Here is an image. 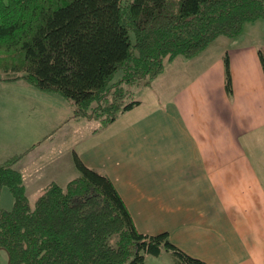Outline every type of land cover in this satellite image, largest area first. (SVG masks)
<instances>
[{"label":"trees","instance_id":"16d2710c","mask_svg":"<svg viewBox=\"0 0 264 264\" xmlns=\"http://www.w3.org/2000/svg\"><path fill=\"white\" fill-rule=\"evenodd\" d=\"M264 19V0H0V71L42 92L57 93L73 116L107 127L132 110L133 87H148L164 62L192 58L215 39ZM264 75V53L258 50ZM226 92L231 94L227 55ZM117 71L119 80L113 81ZM18 158L0 163V250L6 264H144L168 253L170 264H207L166 232L139 233L107 175L73 152L77 176L48 184L31 204Z\"/></svg>","mask_w":264,"mask_h":264},{"label":"crops","instance_id":"0c3cea01","mask_svg":"<svg viewBox=\"0 0 264 264\" xmlns=\"http://www.w3.org/2000/svg\"><path fill=\"white\" fill-rule=\"evenodd\" d=\"M231 40L215 39L212 53L213 42L197 56L166 61V82L163 67L140 104L107 126L121 120L118 130L96 143H73L64 157L50 145L46 154L29 150L13 168L22 173L38 161L45 178L34 192L23 181L28 199L52 182L75 178V152L108 176L139 233L166 232L172 244L207 264H264V75L258 56L264 41L239 46ZM152 88L162 92L150 100ZM64 165L62 173L58 166ZM165 254L147 256L144 264H170Z\"/></svg>","mask_w":264,"mask_h":264},{"label":"rangeland","instance_id":"374dc122","mask_svg":"<svg viewBox=\"0 0 264 264\" xmlns=\"http://www.w3.org/2000/svg\"><path fill=\"white\" fill-rule=\"evenodd\" d=\"M240 33L238 40L236 37L230 38L232 42L236 41L232 45L242 46L251 41H264V19L244 25ZM224 42L227 41L224 40ZM215 50L216 42H213L207 53H212ZM164 64L162 79L166 82L167 62L165 61ZM195 66H201L199 60ZM121 76L122 72L117 71L113 76V81L119 80ZM5 78L0 71V163H4L11 157H16L18 158L17 161H20L32 149L40 150L42 148L43 154H46L48 151L45 152L43 148L47 145L54 149L56 155L60 152L58 156L64 157L66 154L64 149L66 147L70 148L71 144L74 143L73 146L77 148L79 144L92 145L93 142L96 143L99 139H102L106 132L112 134L119 128L121 120H118L110 128H105L101 127L99 122L95 120L75 118L72 116V103L59 94L42 92L25 81L5 80ZM158 90L159 93L162 92V88L148 89L147 97L150 100L156 98ZM131 91L133 100L142 101L145 98V87H133ZM73 117L78 119L79 122L74 120ZM38 165L37 161L34 163L35 168L31 170L25 169L26 171H22L23 174L21 173L23 181L27 183L33 192L44 179H40V182L35 187L37 180L40 177L45 178L42 176L44 174L43 168L39 169ZM48 167L51 168L52 164ZM34 170H36V173ZM58 170L65 173L67 166H58ZM58 170L55 168L53 173L57 174L59 178H63ZM51 172L48 171L47 174H51ZM41 191L35 197H29L31 204L34 203ZM12 205L13 197L9 189L7 187L2 188L0 192V208L9 210ZM165 260L170 261L169 254H165ZM0 264H6V254L1 250Z\"/></svg>","mask_w":264,"mask_h":264},{"label":"water","instance_id":"95a60500","mask_svg":"<svg viewBox=\"0 0 264 264\" xmlns=\"http://www.w3.org/2000/svg\"><path fill=\"white\" fill-rule=\"evenodd\" d=\"M7 264H9V262L7 261Z\"/></svg>","mask_w":264,"mask_h":264}]
</instances>
